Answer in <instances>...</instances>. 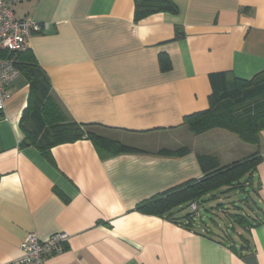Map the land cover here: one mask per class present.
<instances>
[{"label":"crops","instance_id":"obj_1","mask_svg":"<svg viewBox=\"0 0 264 264\" xmlns=\"http://www.w3.org/2000/svg\"><path fill=\"white\" fill-rule=\"evenodd\" d=\"M136 8L150 11L136 20ZM14 11L46 26L13 54L20 75L0 111V263L21 255L29 232L66 231L44 264H264V130L251 143L185 124L224 78L264 71V0H23ZM68 123L103 126L133 149L52 144ZM253 154L255 201L232 238L200 210L186 226L137 209L202 180L200 156L224 167ZM181 208L173 217L187 221Z\"/></svg>","mask_w":264,"mask_h":264},{"label":"trees","instance_id":"obj_2","mask_svg":"<svg viewBox=\"0 0 264 264\" xmlns=\"http://www.w3.org/2000/svg\"><path fill=\"white\" fill-rule=\"evenodd\" d=\"M149 11V9L140 10L136 8V20L139 19V16L143 17L148 14ZM185 124L194 133H202L219 127L237 134L245 142H257L260 132L264 130V71L248 80L239 78L227 80L224 78L217 87L214 86V91L210 97V107L187 116ZM105 130V127L95 124L68 123L56 126L51 131L56 138L52 144L67 140L75 141L86 137L92 140L98 150L108 154H118L133 149L118 139L106 136ZM45 148L49 147L46 146ZM259 160L257 154H253L244 160L234 161L229 165L219 167L215 157L200 156V163L204 170L202 180L171 189L159 197L139 204L137 209L159 216L165 215L180 222V224L192 226L194 217H192L191 210L185 216L187 221H180L179 218L173 217L180 207H182L181 209L184 205L190 207L193 202H197L200 206L201 200L205 196L215 197L214 192L225 186H251ZM243 178H246L245 184L241 182ZM221 209L223 210V208ZM227 215L233 221L231 229L234 228V222L245 226L246 222L249 221L243 213ZM229 236L232 238L233 234L231 233ZM226 243L229 244V241ZM229 245L234 248V244ZM249 248L248 239L243 238L240 247L235 248V250L242 255L244 250Z\"/></svg>","mask_w":264,"mask_h":264},{"label":"built area","instance_id":"obj_3","mask_svg":"<svg viewBox=\"0 0 264 264\" xmlns=\"http://www.w3.org/2000/svg\"><path fill=\"white\" fill-rule=\"evenodd\" d=\"M23 0H0V111H4L12 98L10 87L20 75L13 54L27 48L34 33H41L45 24L35 19H20L14 7ZM192 217L199 215L197 202L190 205ZM69 240L66 231H58L47 239H40L36 232H29L23 243L21 255L0 264H44L50 255L61 253Z\"/></svg>","mask_w":264,"mask_h":264},{"label":"rangeland","instance_id":"obj_4","mask_svg":"<svg viewBox=\"0 0 264 264\" xmlns=\"http://www.w3.org/2000/svg\"><path fill=\"white\" fill-rule=\"evenodd\" d=\"M246 178L241 179V182L245 184ZM215 197L205 196L201 200L200 211L201 216H199V221L201 217L206 221L208 225L215 228L217 225L223 230L230 229V231L234 232L232 227V222L230 216L227 214L234 213H243L249 211V207L247 204H254L255 197L253 196L252 187L246 186L238 187L233 186H225L222 189L214 192ZM223 208L221 210L220 208ZM189 208L187 205L183 206V210ZM225 211V212H224ZM228 227V228H227Z\"/></svg>","mask_w":264,"mask_h":264}]
</instances>
